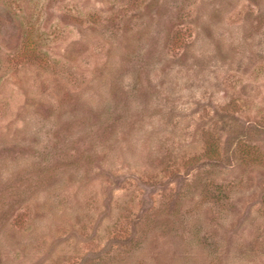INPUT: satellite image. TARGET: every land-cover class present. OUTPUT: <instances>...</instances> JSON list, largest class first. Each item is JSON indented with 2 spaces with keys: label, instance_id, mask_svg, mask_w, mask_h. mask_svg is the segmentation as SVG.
<instances>
[{
  "label": "rangeland",
  "instance_id": "374dc122",
  "mask_svg": "<svg viewBox=\"0 0 264 264\" xmlns=\"http://www.w3.org/2000/svg\"><path fill=\"white\" fill-rule=\"evenodd\" d=\"M0 264H264V0H0Z\"/></svg>",
  "mask_w": 264,
  "mask_h": 264
}]
</instances>
